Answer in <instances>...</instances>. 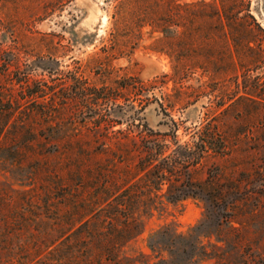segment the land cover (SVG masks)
<instances>
[{
  "label": "rangeland",
  "instance_id": "374dc122",
  "mask_svg": "<svg viewBox=\"0 0 264 264\" xmlns=\"http://www.w3.org/2000/svg\"><path fill=\"white\" fill-rule=\"evenodd\" d=\"M121 1L0 0V112L15 113L0 128L38 133L19 146L55 147L46 162L67 177L77 145L95 152L88 169L113 158L103 144L130 164L132 141L150 130L173 149L174 133L192 145L213 131L226 153L193 177H214V201L163 197L124 255L264 264V0H136L120 17ZM115 29L122 48L112 49ZM31 177L0 160V192L35 189Z\"/></svg>",
  "mask_w": 264,
  "mask_h": 264
},
{
  "label": "trees",
  "instance_id": "16d2710c",
  "mask_svg": "<svg viewBox=\"0 0 264 264\" xmlns=\"http://www.w3.org/2000/svg\"><path fill=\"white\" fill-rule=\"evenodd\" d=\"M138 4L136 0H122L118 15L131 9L135 12ZM197 5L178 8L189 10ZM175 14L170 11L168 18ZM111 35L112 49L122 48L118 29ZM14 114L3 109L0 120L10 122ZM37 135L32 129L0 128V160L16 168L31 167L35 175L31 177L35 189L0 192V264H149L145 255H124L128 244L144 231L141 219L152 213L163 197L177 203L204 194L209 202L214 201L205 189L214 177L199 182L193 173L211 152L226 153L225 147L215 148L217 137L213 131H202L192 145H181L174 133L173 149L150 130L132 141L130 164L127 156L103 144L101 152H112L109 164L85 169L84 164L95 152L81 145L71 148L66 168L72 175L67 177L62 168L55 169L46 162L55 147L44 145L39 153L32 154V143L19 146L23 139L35 140ZM104 138L112 139L108 135ZM37 155L42 158L36 159ZM165 185L168 189L162 194ZM193 258L176 261L173 257L155 264H194Z\"/></svg>",
  "mask_w": 264,
  "mask_h": 264
}]
</instances>
